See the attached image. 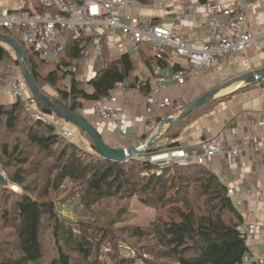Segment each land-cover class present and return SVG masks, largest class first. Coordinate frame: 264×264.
I'll list each match as a JSON object with an SVG mask.
<instances>
[{
  "label": "trees",
  "instance_id": "16d2710c",
  "mask_svg": "<svg viewBox=\"0 0 264 264\" xmlns=\"http://www.w3.org/2000/svg\"><path fill=\"white\" fill-rule=\"evenodd\" d=\"M133 1L138 7H152L157 0ZM28 5L36 14L46 15L37 0ZM0 35L22 46L27 68L41 92L78 116H83V103L109 97L116 85L136 69L129 51L120 57V69L102 66L83 84L75 77V66L91 38L68 41L65 49L52 58L56 66L49 68L48 60L27 49L16 30L0 26ZM6 47L0 44V61L9 53ZM99 48L105 63L111 55L106 36L100 37ZM136 51L155 77L181 71L175 65L169 72L167 52L154 56L148 42L138 44ZM259 72H264V67L247 76ZM257 85L264 88V81L242 90ZM46 87L54 94H49ZM138 91L148 97L153 87L147 82ZM203 95L191 102L182 100L181 106L174 105L165 115L155 113L154 127ZM227 99L199 107L171 125L148 151L124 161L104 157L85 130H80L82 141L63 137L56 125L33 118L21 99L0 103V140L3 135L7 141H0V172L10 185H0V230L5 231L0 233V264H243L251 250L242 231L243 215L220 177L207 165H160L149 160L186 149L176 141L183 129ZM37 108L48 118L54 116L38 100ZM154 127L139 141L148 140ZM164 140L166 144L160 145ZM14 186L21 191H14ZM135 198L157 212L147 228L132 224L136 216L129 207ZM61 206L67 207L68 216L62 215ZM126 248L136 257H127Z\"/></svg>",
  "mask_w": 264,
  "mask_h": 264
},
{
  "label": "built area",
  "instance_id": "2783aa9c",
  "mask_svg": "<svg viewBox=\"0 0 264 264\" xmlns=\"http://www.w3.org/2000/svg\"><path fill=\"white\" fill-rule=\"evenodd\" d=\"M191 0L170 1L179 4L180 12L172 14L174 25L193 21L195 13H190L185 6ZM31 0H0V26L7 30H16L24 46L48 60L56 58L65 49L70 40L91 38V44L84 53L85 56H95L99 50L100 37L106 36L107 43L111 42L119 57L127 54L130 48L148 42L154 56L162 51L169 52L172 59L181 68L170 77H138L132 74L129 78L116 85L109 97L101 99L96 105V115L115 129L121 130V135H127L128 120L123 110L115 105L116 90L135 88L139 90L142 84L150 83L153 92L147 97L148 110L157 108L170 109L175 100L161 98L166 83L171 82L182 88L191 80L201 77L222 79L225 70L230 66L231 59L236 54H247L255 43L264 41V32L254 35L247 27V7L245 4L225 7L211 0H197L204 6L201 18L194 19L192 37L179 36L173 30L164 27L159 17H139L129 24L126 22V10L138 7L133 0H37L40 7L46 11L45 16L35 13V8L28 5ZM168 1L157 0L152 7H164ZM33 12V13H32ZM94 51V52H93ZM247 68L244 74L253 73ZM253 75V74H252ZM226 79L224 78L225 81ZM0 92L12 94L21 99L25 110L36 120H47L58 127L63 137L74 140L77 133L62 129L55 121L54 114L48 118L38 111L37 99L26 89L23 76L0 77ZM264 98V91L262 93ZM180 102L181 97L175 98ZM258 127L264 130V120L258 122ZM258 152L264 150V131L243 138L237 145L228 146L221 135H216L196 148H186L168 151L149 158L150 162L160 165L177 163L181 166L188 164L207 165L216 156L238 158L244 151ZM264 187V186H263ZM257 188L248 187L244 192L246 198L257 196ZM231 198L236 197L234 189H228ZM244 199L239 198L237 206H243ZM248 241L257 229L256 224L246 226ZM250 257L254 264H264V251L252 248Z\"/></svg>",
  "mask_w": 264,
  "mask_h": 264
},
{
  "label": "crops",
  "instance_id": "0c3cea01",
  "mask_svg": "<svg viewBox=\"0 0 264 264\" xmlns=\"http://www.w3.org/2000/svg\"><path fill=\"white\" fill-rule=\"evenodd\" d=\"M211 1L225 7L241 3L245 4L247 7V29L254 35L264 32V0ZM185 8L188 12L197 15L194 19L201 18L205 11L204 6L199 5L197 0H191ZM171 10L165 8V6H158L155 8L131 7L126 10V22L131 24L135 18L137 19L139 17H159L163 25H170L167 29L173 30L176 35L192 37L193 33L196 31L193 30L194 19L192 18L193 21L185 24L174 25L172 18L165 20L166 13L180 12L181 9L175 7ZM171 15L172 14H170V16ZM108 47L111 55L106 64L101 58H94V56L86 57L91 58V61H89L90 64H88L89 66H86V59L81 62L80 69L82 79L84 78L88 81L93 78L99 67L102 66L120 69V57L115 47L111 42H108ZM130 51L136 63V69L133 73L135 78L154 77L141 63L136 48H130ZM167 54V65L169 66L170 72V69L177 65V63L175 62V58L172 59L169 52H167ZM93 58L95 60H93ZM96 61H101V63L95 65ZM263 67L264 41H260L255 43L247 54H236L233 56L230 66L222 75V79L214 77L199 78L189 81L182 88L175 86L171 80H169L166 85L169 83L171 85L168 87L165 85L166 88L161 92L160 97H172L175 99L185 96L188 97L187 99H190L194 94L207 89L208 84L210 87L219 82L222 83L224 78L228 81L241 75H248L244 74L247 68H252L253 71H255ZM171 74L170 72L167 77H170ZM203 83L205 85H203ZM243 88L234 92L225 93L214 99L228 98L223 102L217 103L191 124L187 125L176 141L179 142L182 147L196 148L209 138L221 135L225 138L228 146H235L247 136L263 133L264 130L258 127V122L262 119L264 120V98L262 96L264 88L258 85L247 90H242ZM115 93V105L123 110L124 117L128 120L126 136H122L120 129H115L108 124V122L101 120L96 115L97 103H90L88 107L85 105L84 115L97 127L99 133L105 138L104 140L109 145L113 147H131L133 144L141 145L142 143H140L139 140L142 135L154 127L152 118H155V113H150L148 111L147 97L143 96L135 88L116 90ZM55 121L62 129L71 130L73 132L76 131V128L68 122L60 120L59 118ZM166 132H164L162 136H164ZM78 141L80 140L78 139ZM166 141L167 140L161 141L160 145L166 144ZM207 166L220 177L228 189L232 188L235 190L236 197L234 198V202L236 205L239 198L244 199L243 206L238 207L244 219L242 231L246 232L247 225L256 224L257 229L253 233L252 238L248 241V245L250 249L255 248L264 251V150H259L258 152H248L245 150L242 156L236 159L226 155H218L208 162ZM249 186L258 189L257 196L254 195L250 199L244 196V192ZM243 264H253L249 254L245 257Z\"/></svg>",
  "mask_w": 264,
  "mask_h": 264
},
{
  "label": "water",
  "instance_id": "95a60500",
  "mask_svg": "<svg viewBox=\"0 0 264 264\" xmlns=\"http://www.w3.org/2000/svg\"><path fill=\"white\" fill-rule=\"evenodd\" d=\"M0 44L8 46L15 53L16 60L19 64L20 72L23 76L25 85L29 92L38 100V102L48 107L60 120L68 122L77 129H82L88 132L93 139L96 149L104 157L116 161L128 160L131 159L133 156H136L144 151H148L156 142H158L164 132H166L171 125L180 122L187 115H189L199 107L204 106L210 101L218 98L219 96L224 95L225 93L237 91L245 86L255 83H261L264 81V72H259L257 74L249 76L241 75L228 81H222V83H220V86L207 92L196 102L182 110L176 116H168L166 118H163L162 121L158 124L157 129L153 133V135L143 144L131 147H113L111 145H108L102 139V135L99 133L97 127L94 126L85 116H78L71 113L69 110L63 108L59 104L52 102V100L48 96L41 92V90L35 84L33 77L27 68L26 53L17 41H15L9 36L0 35ZM233 85H236V87H234V89L230 91L229 88ZM0 185L4 187L10 186L7 180L5 179V176L1 172Z\"/></svg>",
  "mask_w": 264,
  "mask_h": 264
},
{
  "label": "rangeland",
  "instance_id": "374dc122",
  "mask_svg": "<svg viewBox=\"0 0 264 264\" xmlns=\"http://www.w3.org/2000/svg\"><path fill=\"white\" fill-rule=\"evenodd\" d=\"M5 2H7L8 0H4ZM159 1V0H158ZM174 1H177V0H171V2H174ZM156 2L157 1H155V2H153V4H152V7L156 4ZM180 5L179 4H177V3H173V7H171L170 6V1H168V3H167V5H165V8H167V9H169V10H171L172 8H178ZM152 7H150V8H152ZM174 10V9H173ZM173 10H171V11H173ZM175 12H167L166 13V17H165V20L166 19H170V18H172V15L170 16V14H174ZM164 27L165 28H169L170 27V25H168V24H165L164 25ZM8 50H9V53H8V55H7V57H6V59L4 60V61H0V77H4V76H7V75H9V76H11V75H13V76H16V75H19V74H21V72H20V68H19V66H17L16 65V55H15V53L7 46L6 47ZM94 52V51H93ZM100 55H101V51H100V49L99 50H97L96 52H95V56H94V58H100ZM91 56H93V53H91ZM87 56H85L84 54L82 55V57H81V59H80V61L76 64V66H75V77L77 78V79H79L83 84H85L86 82H87V80L86 79H82V75H81V69H80V67H81V62L82 61H84V59H86V66H89L88 64H90L89 63V61H91V58H86ZM93 58V60H95ZM107 61H109V59L107 60ZM107 61H105V64L107 63ZM48 66L47 67H49V68H52V67H55L56 66V64H54V60L53 59H48ZM97 63H101V61H96L95 62V65L97 64ZM115 64V63H114ZM98 67V66H97ZM85 68V67H84ZM88 68V67H87ZM99 68H101V67H99ZM97 70V69H96ZM22 75V74H21ZM201 78H203V77H201ZM169 85H171L170 83L169 84H167L166 85V87H168ZM203 85H205L204 83H203ZM218 86H220L218 83L216 84V85H214V86H210L209 87V84H208V86H207V89H204V90H202V91H200V92H198V93H196V94H194V96L193 97H191L190 99H187L188 97H182L181 99H180V102H177L176 101V99H174V98H172V97H169V99H172V100H175V102H174V105H178V104H180L179 106H181V104H182V100H184L185 102H191V101H194L196 98H198V97H200L201 95H205V93H207V92H209L210 90H212V89H214V88H216V87H218ZM84 87H86L85 85H84ZM165 87V88H166ZM26 89H27V87H26ZM28 90V89H27ZM49 94H51V95H53L54 94V92H53V90L50 88V87H46V89H45ZM29 91V90H28ZM30 93V92H29ZM31 94V93H30ZM18 100V98L17 97H15L14 95H12V94H8V93H1L0 92V103L1 104H12V103H15L16 101ZM89 104L90 103H83V107L85 108V105L88 107L89 106ZM173 105V106H174ZM173 106H172V108H173ZM149 108V106L147 105V109ZM172 108H170V109H168V110H166V109H163L164 111H162V110H159V109H157V108H153V109H151V113H157L158 112V114H163V115H165V113L166 112H168V111H171V109ZM149 111V110H148ZM85 114V111H84V109H83V113H82V115L83 116H85L84 115ZM177 114H179L178 112L176 113V114H173V115H171V116H176ZM73 126V125H72ZM158 126V125H157ZM157 126L156 127H154V130L156 131V129H157ZM154 130H153V133H154ZM75 133H77V138L80 140V141H82V136H81V132H80V129H77L76 128V131H75ZM153 135V134H152ZM75 139V141L76 142H78V139ZM103 139H105V138H103ZM0 141H2V143H5V142H7L6 141V137H4L3 135L1 136V140ZM105 141V140H104ZM147 141V140H146ZM106 142V141H105ZM140 142V141H139ZM145 141H143V142H140V143H144ZM107 143V142H106ZM108 144V143H107ZM109 145V144H108ZM139 145V144H138ZM14 191H16V192H20L21 190L18 188V187H16V186H14ZM71 205H73L74 206V204L73 203H71ZM60 207V206H59ZM130 211L136 216V218L133 220V222H132V224H134V225H136V226H139V227H143V228H147L148 226H150V224L155 220V218H156V215H157V212H156V210H154V209H152V208H149V207H147V206H145V205H143L138 199H133L131 202H130ZM59 210L61 211V213H62V215L63 216H68L69 215V211L67 210V207H64V206H61V208H59ZM71 210H72V208L70 209V212H71ZM0 224L2 225V222H0ZM3 226V225H2ZM0 229H1V227H0ZM2 232H5V231H1L0 230V233L1 234H4V233H2ZM0 234V240L3 238V236ZM104 252L105 253H108L109 252V249H104ZM132 252H134V251H132V250H130L129 248H126L125 249V255L127 256V257H129V258H135L136 257V253L134 252V253H132ZM47 257H48V255H47ZM137 261H140L139 259H137ZM43 264V263H42ZM139 264H144L142 261H140V263Z\"/></svg>",
  "mask_w": 264,
  "mask_h": 264
},
{
  "label": "bare ground",
  "instance_id": "6f19581e",
  "mask_svg": "<svg viewBox=\"0 0 264 264\" xmlns=\"http://www.w3.org/2000/svg\"><path fill=\"white\" fill-rule=\"evenodd\" d=\"M234 87H236V85H233L232 87L229 88L230 91H232L234 89ZM228 90V89H227ZM228 90V91H229ZM228 91H224V92H228Z\"/></svg>",
  "mask_w": 264,
  "mask_h": 264
}]
</instances>
